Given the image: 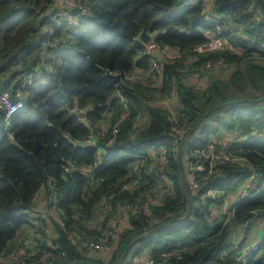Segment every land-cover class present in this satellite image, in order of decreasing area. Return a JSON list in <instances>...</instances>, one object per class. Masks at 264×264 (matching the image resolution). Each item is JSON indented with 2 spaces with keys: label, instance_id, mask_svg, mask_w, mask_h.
Here are the masks:
<instances>
[{
  "label": "trees",
  "instance_id": "16d2710c",
  "mask_svg": "<svg viewBox=\"0 0 264 264\" xmlns=\"http://www.w3.org/2000/svg\"><path fill=\"white\" fill-rule=\"evenodd\" d=\"M81 2L89 7L88 14L73 24L56 28L48 13L52 0H0V91L14 94L38 69L48 73L21 88L25 108L12 116L7 129L0 127V254L16 247L12 243L20 230L31 224L29 213L35 207L34 199L45 186L50 196H56L54 207L61 223L54 222L57 237L53 247L43 253L65 251L66 257L60 264H116L133 239L185 216L188 210L178 162L180 148L175 156L169 153L166 174L171 189L166 190L143 172L137 188L123 189L135 177L140 155L146 154L148 147L172 139L176 128H185L187 135L211 108L252 99L254 102L224 107L219 113L210 114L185 145L186 152L184 147L182 150V161L185 157L187 166L188 151L211 143L210 136L218 128L230 131L233 121L240 122L241 137L229 140L227 150L248 162L227 163L221 167L222 175L207 186L236 195L254 166L257 188L235 204L237 216L225 222L221 215H214V207L219 203L203 198L205 189L197 194L190 190L193 208L189 217L135 244L124 262L147 253L160 264H235L231 256L220 257L223 250L235 252L234 226L249 222L250 230L253 219L264 217V63L251 61L245 69L239 65L247 58L264 60V51L231 29L243 26L246 34L264 43V8L257 0H212L211 12L220 22L211 23L202 17L201 0ZM252 9L262 12L261 22ZM49 26L56 28L57 38H63L62 42L58 39L51 71L44 66L46 51L42 47L48 34L44 29ZM210 35L228 39L234 51L195 53L196 47L211 41ZM151 38L161 48L177 49L184 59L165 64L161 89L131 81L129 76L137 68L150 72V60L143 51ZM188 55L193 56L190 61L196 60L194 67L207 59L224 58L234 66L233 75L227 81L213 79L199 91L181 79V65L188 61ZM111 74L121 75V80L116 82ZM173 84L177 89L176 115L156 103V93L168 92ZM75 106L86 113L85 118L73 113ZM125 109L127 117L113 135L112 128ZM216 113L217 124L207 128ZM226 117L229 119H223ZM103 121H107L106 127L101 125ZM136 121L138 127L132 131ZM101 127L108 132L99 140L104 152L95 165L97 148L87 141ZM256 131L258 135H252ZM110 138L113 141L107 145ZM221 142H217L218 148L222 147ZM68 165L72 172L65 174ZM87 167H92L94 179L83 172ZM184 171L187 180V167ZM149 194L160 196V204L151 205L147 214L130 215L113 239L108 220L117 206ZM104 208L106 234L86 225L97 210ZM73 231L78 237L69 239L68 234ZM85 235L90 236L88 241H116L108 261L86 254L82 245ZM248 264H264V242Z\"/></svg>",
  "mask_w": 264,
  "mask_h": 264
},
{
  "label": "built area",
  "instance_id": "2783aa9c",
  "mask_svg": "<svg viewBox=\"0 0 264 264\" xmlns=\"http://www.w3.org/2000/svg\"><path fill=\"white\" fill-rule=\"evenodd\" d=\"M212 0H201L202 4V17L207 22H220L212 14L211 9ZM89 12V7L82 3L81 0H52L51 8L48 13L53 21L56 22L55 27L58 28L65 24L70 25L77 22L81 17L87 15ZM252 13L255 14L258 22L262 21V12L259 9H252ZM54 26L46 27L47 37L42 42V47L46 51L44 57V66L48 70H52V58L54 57V51L58 46L59 42L63 38H57L54 33ZM232 28V27H231ZM235 35L242 37L249 44L254 46H259L264 51V43L259 39L249 36L244 32L243 26L234 27L231 29ZM60 41H59V40ZM50 48H54L50 50ZM213 50H232L233 46L230 44L229 40L226 38L218 37V39L211 37V41L204 43L194 49V52L198 55H204ZM159 53L166 55V52L154 38H151L143 51V55L147 56L150 60V72L157 79L162 81L164 77L165 63H169L171 58L164 64L160 61L158 57ZM181 56V55H180ZM193 56L188 55L187 60H191ZM217 65H229L224 58L219 59H207L200 63L194 68L182 69L181 79L184 83H188L190 80H199L205 77V72L213 69ZM44 67V68H45ZM48 73H43L42 69H38L36 73L28 78L21 88L29 86L33 81L42 79ZM21 88L16 92L12 93L8 90L0 91V127L7 129L11 123L12 116L19 110L25 108V100L23 98V92ZM177 95V89L173 84L168 90L161 94L162 100L156 102L159 104L166 105L169 101L174 100ZM154 102L153 100H150ZM126 102V101H125ZM161 106V105H159ZM164 107L165 106H161ZM167 108V107H166ZM73 113L76 111H83L75 106L72 109ZM128 111L122 112L119 121L112 128V134L116 135L119 131V123L127 117ZM138 127V122L136 121L132 126V131ZM107 129L104 127L97 128L92 134L88 136V144L97 148V160L95 165L99 164L101 161L102 153L104 148L99 145V140L106 137ZM174 137L166 142H161L157 145L147 149V153L140 155L139 161L140 165L136 167L135 177L129 180L123 185L124 190H133L139 186V181L142 177V172L147 176H152L157 183H159L166 190L171 189V181L168 179L166 174L170 162L169 153L176 155L180 148V143L186 135L185 128H176L174 131ZM257 136L258 134H252ZM113 138H110L107 145L111 144ZM222 147H217V142L211 141L208 145L200 148L192 149L188 151L186 156L187 159V183L192 194H197L198 192L205 189L203 197L212 199L219 203L220 215L224 217L225 222L231 220L237 216L236 210L234 208L235 204L245 198L250 190H255L257 188L256 179L258 177L257 170L254 166H251V173L243 182L242 188L239 193L230 198V195L221 188L207 187L210 183H214L217 178L222 175L221 167L227 163L241 162L246 163L248 159L242 157L233 151L229 152L227 150V143L221 142ZM251 165V164H249ZM72 172V167L70 165L65 167V174H70ZM83 172L94 179V174L92 172V167H87L83 169ZM38 195V194H37ZM37 195L34 199L36 203ZM56 199V196H52ZM160 196L149 194L143 199H137L135 202H121L114 214L108 220V231L109 235L114 237L116 233L123 230V226L126 224V220L130 215H135L138 213H149L150 206L155 204H160ZM30 221L35 230L39 228L40 218L44 217V213L40 214L35 208L31 209ZM264 219V218H263ZM262 220V219H259ZM61 223V220H60ZM262 226H254L251 230L253 235L249 236L250 230H248L249 222L243 225V230L240 234L239 242H234L233 250L235 252L230 254V251L223 250L220 253L222 259H226L231 256L233 263L235 264H248L252 255L260 249V246L264 242V221L261 222ZM78 237V234L73 231L68 234L69 239H74ZM30 245V239H23L16 247L12 248L5 254H0V262L5 260L7 262H13L15 264H26V257L28 255V248ZM83 247L87 252L95 255H111L112 251L116 246V241L103 238L100 241H83ZM176 255L180 256L181 253ZM66 257V252L63 250L46 252L43 254L41 262L42 264H60ZM127 264H160L156 262L150 256H136L128 261Z\"/></svg>",
  "mask_w": 264,
  "mask_h": 264
},
{
  "label": "crops",
  "instance_id": "0c3cea01",
  "mask_svg": "<svg viewBox=\"0 0 264 264\" xmlns=\"http://www.w3.org/2000/svg\"><path fill=\"white\" fill-rule=\"evenodd\" d=\"M164 50L166 53H168L172 58L169 62H180L184 61V59L181 58L180 53L177 49L165 47ZM234 51V49H233ZM237 52V50H235ZM195 62V61H194ZM131 81L139 82L145 86H149L152 89L156 84H154L151 81V78L154 79L153 75L149 71H144L142 69H135L130 75ZM156 82V81H155ZM194 86V85H191ZM158 95V93H156ZM157 100V98H156ZM166 108V107H165ZM89 110V109H88ZM168 110V109H167ZM169 111V110H168ZM105 120V119H104ZM146 118L142 119V123H145ZM107 121H103L101 123L102 126H107ZM235 136V135H234ZM234 138V137H233ZM221 140L217 142H221ZM229 141V140H228ZM234 195H230V198ZM232 199V198H231ZM55 201L53 200V197L49 195L47 187H42L41 190L38 192L37 200L35 203V209L40 213H44L43 209L46 210V213H44V217L40 218L39 222V228L38 230H35L32 224L25 225L19 232L18 237L14 240L12 245L17 246L23 239L29 238L30 239V245L28 248V255L25 259L26 264H42L41 259L43 256V251L45 249H48L49 247H53V241L56 239V233L54 231V222H60V218L58 215L57 210L54 207ZM263 219V218H262ZM46 220H50L51 223H44ZM107 228L105 229L106 233ZM253 235L252 231L250 230L249 236ZM88 256L93 258H100L102 261H108L110 256L108 254L104 255H95L91 254L89 252L86 253ZM143 255L148 256L147 253H144ZM2 264H11V262L7 261H1Z\"/></svg>",
  "mask_w": 264,
  "mask_h": 264
},
{
  "label": "rangeland",
  "instance_id": "374dc122",
  "mask_svg": "<svg viewBox=\"0 0 264 264\" xmlns=\"http://www.w3.org/2000/svg\"><path fill=\"white\" fill-rule=\"evenodd\" d=\"M195 1H198V0H195ZM210 36L215 38L212 35H210ZM216 39H218V38H216ZM236 50H237V52L238 51L240 52V49H236ZM159 55H158V57L161 59L160 61L163 64L165 62H167L170 58H172L168 53H166V55H164L162 53H159ZM255 57H257V56H255ZM194 61L196 62V60H194ZM194 61L188 60L186 62H183L181 66L183 67V69L192 68V67L195 66V64H194L195 62ZM245 61H243L239 65L240 69H245L246 64L250 63L251 61H252L253 64H262V63H264V60H262L261 58H247ZM233 72H234V66L231 65V64H229V65H217L213 69L206 71L205 72V77H203L202 79L190 80L188 83L190 85H194L193 87H195L197 90L202 91V90H204L207 87V85H209L211 80L218 79V80H222V81H227L233 75ZM153 78L154 79L151 78V81L154 84H156L155 86H153V88L156 87L155 89H161V87L163 86V82L160 79L158 80L156 78V76H154ZM151 89H152V87H151ZM156 96H157V102L162 100L161 95H159V96L156 95ZM159 105L167 107L166 109H168L169 112L172 115H176L177 114V112H176V98H174V100L169 101L166 105H164V104H159ZM221 109H224V108H220L216 112L219 113V111H221ZM217 113L209 119L210 123H209V125L206 126L207 128L211 129L213 127L210 124H213L215 122V118L214 117L217 115ZM223 119L227 120L229 118L226 117V118H223ZM208 121H207V123H208ZM215 124H217V123L215 122ZM241 130H242V126H240V122L239 121H233L232 122V128H230V131L226 130L225 128L220 127V128H218V130L215 133L211 134L210 141L217 142V141L222 139V140L226 141V143H227L228 140H232L233 139L234 135L236 136V138H240L241 137ZM254 133L258 134L257 131L254 132ZM186 148H187V146H184V151L185 152L187 150ZM183 162H184L183 163L184 164V168L186 169L185 157L183 158ZM241 188H242V186L239 188L237 193L240 192ZM203 198H205V197H203ZM53 200L55 201L56 199L53 198ZM219 210H220L219 205H216L214 207V210H213L214 211V215H217L218 217H220ZM43 212L46 213V210L43 209ZM105 212H106L105 208L103 209V211H98L97 210L96 213L93 215L92 220L87 222L86 225L89 228H91V229H99L101 231L104 230V232L102 234H106L107 230H106V233H105V228H103V216H104ZM262 218H264V217H262ZM262 218L253 219L252 220L253 221V223H252L253 225L250 228V230L255 225L256 226H262L261 222L264 221V219H262ZM259 219H262V220H259ZM44 223L50 224L51 221L50 220H46ZM234 229H237V231H236L237 234L235 233L236 234L235 235V242H239V239H240L239 237H240V234H241V232L243 230V225H238V226L236 225V226H234ZM82 239H83V241L87 242L88 239H90V236H88V235L87 236L86 235L82 236Z\"/></svg>",
  "mask_w": 264,
  "mask_h": 264
},
{
  "label": "water",
  "instance_id": "95a60500",
  "mask_svg": "<svg viewBox=\"0 0 264 264\" xmlns=\"http://www.w3.org/2000/svg\"><path fill=\"white\" fill-rule=\"evenodd\" d=\"M259 2V4L264 8V1L263 0H257ZM111 77L116 81V82H119L121 80V75L119 74H111ZM243 102H254V100L252 99H246V100H237V101H232V102H227V103H222V104H219L213 108H211L210 110H208L207 112H205L203 114V116L199 119V121L194 125V127H192L186 137L184 138V140L182 141V143L180 144V151H179V158H178V162H179V167H180V173H181V177H182V182H183V186H184V190H185V193H186V196H187V200H188V210H187V213L185 214V216L181 217V218H178V219H174V220H171L163 225H160L158 227H155L149 231H147L146 233L136 237L135 239H133L128 245L127 247L125 248L124 252L121 254L120 258L118 259L117 263L116 264H124L127 256H128V253L129 251L131 250V248L141 242L142 240H144L145 238L153 235L154 233H157L161 230H163L164 228L166 227H169V226H172L174 225L175 223L179 222V221H183V220H186L191 211H192V208H193V197H192V194L190 192V189H189V186H188V183H187V180H186V175H185V171H184V165H183V161H182V150H183V147L187 144V142L190 140L191 136L193 135V133L197 130V128L199 127V125L203 122V120L205 118H207L210 114H212L213 112L219 110L220 108H224V107H228V106H233V105H238L240 103H243ZM74 114L78 115L80 118H85L86 116V113L84 111H76L74 112Z\"/></svg>",
  "mask_w": 264,
  "mask_h": 264
},
{
  "label": "bare ground",
  "instance_id": "6f19581e",
  "mask_svg": "<svg viewBox=\"0 0 264 264\" xmlns=\"http://www.w3.org/2000/svg\"><path fill=\"white\" fill-rule=\"evenodd\" d=\"M164 49V48H163ZM160 56V55H159ZM162 57V56H161ZM161 60V59H160ZM211 72V71H210ZM182 75V74H181ZM129 77V76H128ZM159 80V79H158ZM2 91V90H1ZM159 94V93H158ZM159 96V95H158ZM90 122V121H89ZM149 148V147H148Z\"/></svg>",
  "mask_w": 264,
  "mask_h": 264
}]
</instances>
